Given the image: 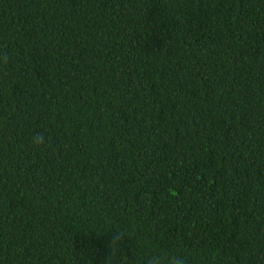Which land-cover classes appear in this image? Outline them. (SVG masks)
I'll list each match as a JSON object with an SVG mask.
<instances>
[{"label": "trees", "instance_id": "16d2710c", "mask_svg": "<svg viewBox=\"0 0 264 264\" xmlns=\"http://www.w3.org/2000/svg\"><path fill=\"white\" fill-rule=\"evenodd\" d=\"M0 264H264V0H0Z\"/></svg>", "mask_w": 264, "mask_h": 264}]
</instances>
